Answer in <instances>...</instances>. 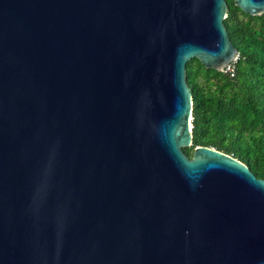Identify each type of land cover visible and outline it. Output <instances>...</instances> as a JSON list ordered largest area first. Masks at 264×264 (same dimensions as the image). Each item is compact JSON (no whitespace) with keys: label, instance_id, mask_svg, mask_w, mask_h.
<instances>
[{"label":"water","instance_id":"1","mask_svg":"<svg viewBox=\"0 0 264 264\" xmlns=\"http://www.w3.org/2000/svg\"><path fill=\"white\" fill-rule=\"evenodd\" d=\"M226 9L0 0V264H264V178L181 150L185 62L221 72L236 54Z\"/></svg>","mask_w":264,"mask_h":264},{"label":"trees","instance_id":"2","mask_svg":"<svg viewBox=\"0 0 264 264\" xmlns=\"http://www.w3.org/2000/svg\"><path fill=\"white\" fill-rule=\"evenodd\" d=\"M222 20L236 49L230 77L185 62V82L191 95V143L181 148L188 157L196 145L213 147L245 164L264 178V13L248 15L225 0Z\"/></svg>","mask_w":264,"mask_h":264},{"label":"built area","instance_id":"3","mask_svg":"<svg viewBox=\"0 0 264 264\" xmlns=\"http://www.w3.org/2000/svg\"><path fill=\"white\" fill-rule=\"evenodd\" d=\"M236 57H237V53L235 54L233 59L222 68V70H221L222 73H224V74H226V75H228L230 77L233 75V69H234L233 68V63H234Z\"/></svg>","mask_w":264,"mask_h":264}]
</instances>
